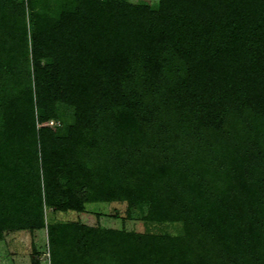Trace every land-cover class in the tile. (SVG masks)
<instances>
[{
  "label": "trees",
  "instance_id": "obj_1",
  "mask_svg": "<svg viewBox=\"0 0 264 264\" xmlns=\"http://www.w3.org/2000/svg\"><path fill=\"white\" fill-rule=\"evenodd\" d=\"M98 202L49 264H264V0H0V241Z\"/></svg>",
  "mask_w": 264,
  "mask_h": 264
},
{
  "label": "rangeland",
  "instance_id": "obj_2",
  "mask_svg": "<svg viewBox=\"0 0 264 264\" xmlns=\"http://www.w3.org/2000/svg\"><path fill=\"white\" fill-rule=\"evenodd\" d=\"M131 3H146L155 5L157 0H125ZM52 124V121L50 122ZM48 229L36 231L33 235L28 231L8 233L0 241V264H30L32 243L39 253L41 264H49L47 237H63L69 233V223L79 221L88 226L104 228H125L131 231H142V222L138 219L126 218V203H89L82 212H53L46 210ZM179 224H165L161 229L168 232H178Z\"/></svg>",
  "mask_w": 264,
  "mask_h": 264
}]
</instances>
